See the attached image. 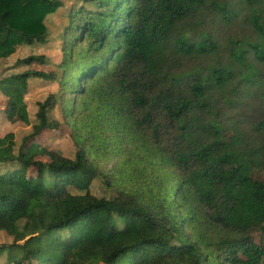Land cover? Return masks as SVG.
Here are the masks:
<instances>
[{"label": "trees", "instance_id": "1", "mask_svg": "<svg viewBox=\"0 0 264 264\" xmlns=\"http://www.w3.org/2000/svg\"><path fill=\"white\" fill-rule=\"evenodd\" d=\"M63 7L0 0V59ZM68 21L53 69L0 78L6 264H264V0H77ZM32 77L59 87L18 143Z\"/></svg>", "mask_w": 264, "mask_h": 264}, {"label": "rangeland", "instance_id": "2", "mask_svg": "<svg viewBox=\"0 0 264 264\" xmlns=\"http://www.w3.org/2000/svg\"><path fill=\"white\" fill-rule=\"evenodd\" d=\"M64 7L59 9L57 12L49 14L46 18V24L49 28V36L46 41H35L32 44L19 45L17 50L7 58L0 59V78L6 77L7 75H13L25 72L30 69H43L49 71L53 69L56 64H58L62 59V39L61 34L65 28L69 25V13L72 5L77 0H63ZM29 55H46L48 61L46 64L33 63L32 65L26 66L22 64H17L19 59L25 58ZM28 91L26 93V102L28 111L30 114L31 123H19L15 127L16 141L19 143L23 140L24 136L31 131L33 124L37 122V110L38 102L45 99L51 92L58 91V84L56 82L46 81L39 78H29L28 81ZM5 103L6 97L1 93L0 90V119L4 117L5 114ZM56 115H59L56 112ZM65 132L63 128L62 131H46L44 134L39 135V142L48 144L52 139L60 137L61 134ZM4 135V131L0 130V136ZM54 148L63 155L72 156L73 151H75L74 144L67 141L66 138L57 139L53 142ZM53 147V146H52ZM12 169L10 164L0 163V173L9 172ZM46 173L38 172L36 170H29L28 178L33 182H37L38 179ZM48 175V173H47ZM264 175L258 172L255 178H262ZM48 177H50L48 175ZM47 177V179H49ZM96 194H102L101 182L97 181L93 185V191ZM178 233V229H176ZM13 241L5 232L0 234V245L9 244ZM7 254H0V264H6Z\"/></svg>", "mask_w": 264, "mask_h": 264}]
</instances>
